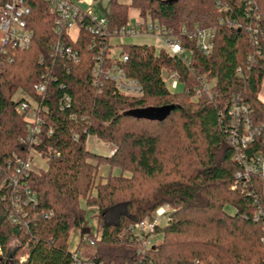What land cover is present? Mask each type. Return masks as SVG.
Instances as JSON below:
<instances>
[{
    "label": "trees",
    "instance_id": "trees-1",
    "mask_svg": "<svg viewBox=\"0 0 264 264\" xmlns=\"http://www.w3.org/2000/svg\"><path fill=\"white\" fill-rule=\"evenodd\" d=\"M26 5L30 46L3 52L0 42V264H71L75 229L80 245L93 248L86 258L103 264H264L263 222L256 219L252 194L261 196V188L256 179L251 187L236 183L240 165L229 144L228 115L231 99L240 96L254 124H264V0H112L110 27L127 24L128 10L135 7L141 19L173 30L215 31L210 55L191 43L189 65L154 46L120 44V55H128L126 75L143 87L137 97L110 81L93 84L99 57L118 60L108 57L100 37L82 28L76 40L65 39L55 32L56 15L47 0ZM62 42L78 52V62L55 51ZM163 69L179 74L182 90L169 88ZM203 78L214 81L213 96L203 92L195 99ZM45 82L40 92L37 86ZM21 100L40 109L37 145L25 142L30 122L19 111ZM170 106L174 109L166 112ZM90 136L115 152L90 150ZM32 149L46 168L31 171L17 185L5 182L15 172L8 168L12 155L26 159ZM101 166L110 171L97 182ZM18 187L36 195L22 210L13 202ZM163 206L168 221L154 231L162 241L145 247L151 234L140 237L131 228ZM87 208L97 209L101 229L93 246ZM12 240L26 247L23 262L10 250Z\"/></svg>",
    "mask_w": 264,
    "mask_h": 264
},
{
    "label": "built area",
    "instance_id": "built-area-1",
    "mask_svg": "<svg viewBox=\"0 0 264 264\" xmlns=\"http://www.w3.org/2000/svg\"><path fill=\"white\" fill-rule=\"evenodd\" d=\"M50 10L56 15L55 32L63 35L65 39L76 40L79 31L84 28L95 37H100L106 45L102 46L103 50L108 49L109 58L117 61L110 62L109 59L99 57L97 66L92 70L93 84H101L103 81L112 82L115 87L125 95L140 96L143 93L142 85L134 78L126 75L124 65L128 60V55L112 56L110 39L117 36H141L146 34L154 35L161 39L164 43V48L168 54L182 58L189 65L192 60V50L190 45L195 43L204 55H210L215 46V31L210 28H187L183 27L180 30L167 28L160 22L153 20L147 21L140 19L134 25L129 23L110 27L108 19H100L92 10H85L81 3L83 0H47ZM226 9V6L223 7ZM30 13V8L26 5V0H9L0 6V42L3 45V52L7 48L26 49L30 46L33 38V32L28 26L26 16ZM231 26L233 22H229ZM77 29V36L73 38L72 31ZM56 52L62 56H67L70 60L78 62V52L64 42L55 48ZM252 60V58H249ZM1 70V66H0ZM242 69L238 68V73L241 74ZM162 77L167 84L169 81L171 90L178 89L181 79L176 71L168 69L162 70ZM214 81L202 79L201 87L195 92V99L199 98L203 92L207 93L212 98L213 93L211 86ZM40 92L46 90V82L37 86ZM70 98L65 97L64 102L69 105ZM19 111L23 113L30 122L29 133L26 136L25 142L31 145L40 143L39 125L41 118L39 116L40 109L29 101L21 100L18 104ZM228 115L231 116V132L229 144L233 148L235 155L234 159L240 165L239 170L235 174L236 183H241L244 186L252 185V179H256L261 188V196L253 194L254 202L257 204L259 212L256 215L257 220L263 222L264 228V124H254L250 119V109L244 103L242 97L237 96L231 99ZM34 161L39 162V167L33 165ZM45 159L38 151L32 149L28 158H22L15 154L8 161V168H13L15 171L12 175L4 176L5 182L17 185L21 180L26 178L31 171H40L45 169ZM1 175H3L1 173ZM236 184L233 185V188ZM17 194L14 197V204L18 210H22V203L28 204L30 201L36 200L35 193L29 189H16ZM168 211V207L163 206L157 209L156 213L145 218L144 220L135 223L131 232L137 236L143 237L147 234L154 233L155 229L160 225L162 218ZM25 216V215H24ZM13 217V216H11ZM13 222L19 223L18 217H13ZM101 237V232L97 229L94 231V238L89 240L90 245H95L96 240ZM144 246L147 247L151 243L145 241ZM73 252V260L71 264H103L94 259L81 258L76 251ZM26 257L21 258L23 262Z\"/></svg>",
    "mask_w": 264,
    "mask_h": 264
},
{
    "label": "rangeland",
    "instance_id": "rangeland-1",
    "mask_svg": "<svg viewBox=\"0 0 264 264\" xmlns=\"http://www.w3.org/2000/svg\"><path fill=\"white\" fill-rule=\"evenodd\" d=\"M112 0H83V3L81 4L82 8H84L85 10H92L100 19H107L109 16V12H110V4H111ZM120 3H130L131 0H118ZM140 12L137 8L135 7H130L128 10V23L129 25H134L136 24V22L138 20H140ZM147 21H150V19H147ZM155 22L157 23L158 20H155ZM77 29H73L72 31V36L73 38H76L77 36ZM147 44L149 46H154L155 51L157 53H160V51L163 50L164 48V43L161 39H159L158 37H155L154 35L151 34H146V35H141V36H117V37H112L110 39V44H111V51H112V56H120V50L121 48L119 47L120 44ZM170 84V82H167V85ZM170 87V86H169ZM171 88V87H170ZM183 86L182 83H180L178 89L174 90V91H180L182 90ZM20 98V96H18V99ZM260 98L264 101V82L262 85V89L260 92ZM88 147L90 150L99 153V154H103V155H109L110 152L114 153L116 149H112L114 147H112L111 145H109L108 143H105L101 140H99L98 138H96L95 136H90L89 137V141H88ZM33 165L36 167H39V162L37 163V161H34ZM45 167H46V162H45ZM110 171L109 167L106 166H101L99 168V173L97 176V182H99L105 175L108 174V172ZM121 171L119 168H114L113 169V173L115 174H119ZM125 176L127 177H131L132 174L129 171H124ZM103 182H106V179H103ZM230 210V209H229ZM232 212V210H230ZM97 213V209H93V208H87V220L88 223H90V225L93 226V224H95V227L92 229V231L94 230H98L99 232H101V229L99 228V222L97 217H94V215H96ZM168 217H169V210L167 211V213L165 214V216L162 218V221L160 223L161 226L166 225L167 221H168ZM76 231L78 234H80V230H73ZM72 231V232H73ZM71 232V234H72ZM71 234H70V238H71ZM69 238V241H70ZM149 241L151 244H155V243H159L160 241H162V234L161 233H152L149 237ZM10 250H16L17 251V256L19 258V262H21V258L26 257V247H20L18 244V241L16 240H12L10 242L9 245ZM93 252V248L88 246L87 244H83L80 248V250L78 251V254L81 257H84V255L89 256L91 253ZM1 253V250H0ZM203 264H212L211 261L203 263Z\"/></svg>",
    "mask_w": 264,
    "mask_h": 264
},
{
    "label": "crops",
    "instance_id": "crops-1",
    "mask_svg": "<svg viewBox=\"0 0 264 264\" xmlns=\"http://www.w3.org/2000/svg\"><path fill=\"white\" fill-rule=\"evenodd\" d=\"M82 3H83V1H82ZM93 226L95 227V224H93ZM80 241H81V233L78 234L76 231H73L72 234H71L70 241H69V248H70V250L71 251H76L77 254H78V251L81 248ZM86 257H88V256L84 255L83 258H86Z\"/></svg>",
    "mask_w": 264,
    "mask_h": 264
},
{
    "label": "water",
    "instance_id": "water-1",
    "mask_svg": "<svg viewBox=\"0 0 264 264\" xmlns=\"http://www.w3.org/2000/svg\"><path fill=\"white\" fill-rule=\"evenodd\" d=\"M169 1H176V0H169ZM174 109V106H170V107H167L165 110H166V112H170L171 110H173ZM164 110V111H165ZM163 111V112H164Z\"/></svg>",
    "mask_w": 264,
    "mask_h": 264
}]
</instances>
